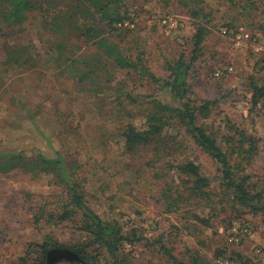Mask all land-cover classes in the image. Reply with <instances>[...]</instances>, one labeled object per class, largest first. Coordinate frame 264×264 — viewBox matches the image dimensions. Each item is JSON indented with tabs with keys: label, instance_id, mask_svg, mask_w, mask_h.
<instances>
[{
	"label": "rangeland",
	"instance_id": "1",
	"mask_svg": "<svg viewBox=\"0 0 264 264\" xmlns=\"http://www.w3.org/2000/svg\"><path fill=\"white\" fill-rule=\"evenodd\" d=\"M115 7L119 21H132L133 27L110 25L82 0H31L28 21L5 24L0 145L27 154L48 153L53 145L61 149L74 163L91 207L131 235L133 240H124L115 252L122 264H176L174 259L191 264L190 249L207 264L220 257L264 264V211L239 205L215 183L206 194H195L186 174L170 165L193 161L203 175L216 174L218 164L184 125L170 118L149 143L132 150L121 135L128 123L146 126L153 100L169 102L157 93L161 79L181 53L189 61L192 36L202 25L205 37L187 77L196 121L218 144L228 140L235 169L264 181V96L256 103L252 99L255 85L264 89V0H120L110 11ZM161 17L170 24H161ZM236 25L252 34L240 47L220 33L222 26ZM100 37L139 57L158 80L119 67L98 46ZM19 54L28 61L10 63ZM229 65L233 69L225 70ZM205 100L206 116L200 107ZM42 135L52 137L53 145ZM235 221L250 233L239 230L243 240L230 243ZM84 223L65 184L44 172L0 171V264L30 262L49 240L79 245L97 264H108L110 253L92 242Z\"/></svg>",
	"mask_w": 264,
	"mask_h": 264
},
{
	"label": "trees",
	"instance_id": "2",
	"mask_svg": "<svg viewBox=\"0 0 264 264\" xmlns=\"http://www.w3.org/2000/svg\"><path fill=\"white\" fill-rule=\"evenodd\" d=\"M82 2L89 9L92 6L97 8L101 19L106 20L110 25L119 21L118 9L115 7V11H110V6L118 5L120 0H82ZM30 8L31 0H0V32L5 24H24L28 21L27 13ZM205 32V26L199 25L196 28L192 36L193 53L189 61L181 53L175 60L168 63L169 73L165 79H161V85L157 93L166 94L169 102L152 101L154 104L148 113L144 128H137L134 124L128 123L121 131L124 138V147L132 150L137 145L149 143L155 135L166 127L170 118H175L185 126L187 133L194 142L218 164L216 174L213 177L203 175L199 165L193 161L179 163L178 165L170 164L179 173L186 174L190 179L192 192L206 194L207 192L204 189L215 183L224 190L229 191L239 205L249 208L253 212L264 211V181L254 179L248 170L240 172L239 169H235L230 161L231 150L228 140L223 145L218 144L196 121L198 107L190 99V86L187 77L192 62L201 49ZM98 46L104 55L112 58L119 67H132L152 80H158V77L139 63V57L133 58L124 54L116 43L105 37H100ZM19 56L20 54L11 58L10 63L20 62L19 64H25L28 61V55L22 61ZM253 89L252 99L256 103L259 97L264 96V89L256 85ZM207 103L208 101L205 100L202 106L200 105L204 116L208 114ZM42 136L47 144L53 145L52 137ZM13 169H22L35 174L44 172L55 179L57 183L65 184L68 188L70 203L78 207L85 217L84 228L92 235V242H97L99 246L104 247L110 253L111 260L108 264H122L115 252L124 240L131 241V235L124 233L119 223L103 219L91 207L77 178L74 163L70 162L61 149L55 148L53 145V149H50L48 153L43 152L41 149H35L32 153L27 154L22 149H13L2 144L0 145V171L8 172ZM201 220L203 221V219ZM206 224L208 223L206 222ZM166 251L168 252L167 249ZM189 252L193 260L191 264H207L205 257L197 254L195 250L190 249ZM64 257L70 259L63 260ZM174 261L176 264H183L176 259ZM21 264H97V259L79 245L68 247L65 243L49 240L40 245L35 257L30 258V262L24 260Z\"/></svg>",
	"mask_w": 264,
	"mask_h": 264
},
{
	"label": "built area",
	"instance_id": "3",
	"mask_svg": "<svg viewBox=\"0 0 264 264\" xmlns=\"http://www.w3.org/2000/svg\"><path fill=\"white\" fill-rule=\"evenodd\" d=\"M161 24H170L171 19L168 17H161L158 20ZM117 26H128L133 27L134 23L129 20H122L118 21ZM260 26L262 28L261 30V36L264 37V16L260 20ZM220 33L224 37L230 38L235 46L240 47L242 46L246 41H249L252 39V34L250 30L245 28L242 25H236V26H222L220 28ZM233 67L231 65L227 66L225 70L231 71ZM221 71H217L216 75H220ZM246 231L247 233H250V230H248L247 225L243 224L241 221H235L233 225V232L229 233L227 236V240L231 242H239L243 240V237H245V233H242L239 235L238 231ZM259 251V249H257ZM217 264H234L231 258H222L220 257L217 259Z\"/></svg>",
	"mask_w": 264,
	"mask_h": 264
}]
</instances>
